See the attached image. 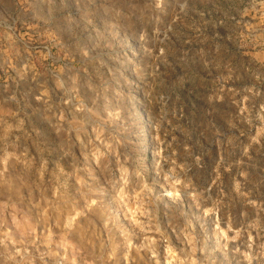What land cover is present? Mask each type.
Wrapping results in <instances>:
<instances>
[{"label": "rangeland", "instance_id": "374dc122", "mask_svg": "<svg viewBox=\"0 0 264 264\" xmlns=\"http://www.w3.org/2000/svg\"><path fill=\"white\" fill-rule=\"evenodd\" d=\"M0 264H264V0H0Z\"/></svg>", "mask_w": 264, "mask_h": 264}]
</instances>
